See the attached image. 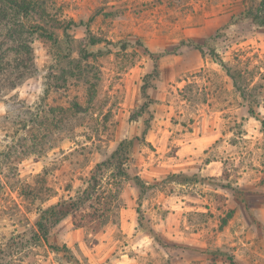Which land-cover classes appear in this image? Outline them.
Here are the masks:
<instances>
[{
  "label": "rangeland",
  "instance_id": "374dc122",
  "mask_svg": "<svg viewBox=\"0 0 264 264\" xmlns=\"http://www.w3.org/2000/svg\"><path fill=\"white\" fill-rule=\"evenodd\" d=\"M29 1L0 38V264H264V0ZM90 185L44 243L21 188Z\"/></svg>",
  "mask_w": 264,
  "mask_h": 264
},
{
  "label": "trees",
  "instance_id": "16d2710c",
  "mask_svg": "<svg viewBox=\"0 0 264 264\" xmlns=\"http://www.w3.org/2000/svg\"><path fill=\"white\" fill-rule=\"evenodd\" d=\"M0 38H1V32L3 29H5V33L7 35V40H10L14 38V34L10 32V29L8 26H10V23L8 21V13L13 12V14H22L24 16H27L30 13H37L38 8L37 6L29 1V0H0ZM252 19L258 21L260 24L264 25V13L262 14H254L250 15ZM37 30H42L41 26H37ZM9 37V38H8ZM47 38L50 39V36H47ZM6 40V41H7ZM4 44L0 42V54L3 51ZM196 48H199L198 45H195ZM212 56L217 57L216 54L212 52ZM231 79L235 81V76L234 74H229ZM73 107L76 109L78 108V104H73ZM263 122V121H262ZM131 141L126 142V140L121 141L113 153L111 154V160L114 161L115 169L117 171V175L120 178H123L125 175L124 172V163L127 159V155L129 153V149L131 147ZM37 177H40V175H37ZM92 180V185H96V179L91 178ZM24 186V184L22 185ZM91 186V185H90ZM86 188V190L83 191L82 194H80V197L78 196L74 200H70V203L68 201H60L57 202L55 205H51L47 208H42V204L52 198L54 196V192L51 193H46L50 191L46 187H38V188H33L25 190L23 187L20 190V194L29 198L30 201H38V205L34 208L35 213H36V218L34 221V227H35V233L37 234L38 237L45 243L47 241V236H48V227L49 224L54 221L58 222L61 219L65 218L68 215H73V213L83 204L86 202H89L92 200L91 198L92 193H89L90 190L92 189V186ZM25 192V195H24ZM105 194V193H103ZM95 195V194H94ZM98 200H104L105 198H101L97 196ZM67 204V205H66ZM90 207V206H89ZM74 211V212H73ZM52 248L51 246H49Z\"/></svg>",
  "mask_w": 264,
  "mask_h": 264
}]
</instances>
